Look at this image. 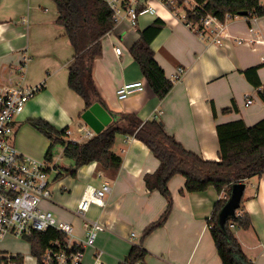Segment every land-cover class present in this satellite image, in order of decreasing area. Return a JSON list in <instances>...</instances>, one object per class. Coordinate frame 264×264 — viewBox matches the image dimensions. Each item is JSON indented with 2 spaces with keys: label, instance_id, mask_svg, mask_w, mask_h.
<instances>
[{
  "label": "crops",
  "instance_id": "1",
  "mask_svg": "<svg viewBox=\"0 0 264 264\" xmlns=\"http://www.w3.org/2000/svg\"><path fill=\"white\" fill-rule=\"evenodd\" d=\"M135 6H152L155 14L139 15L134 25L128 18L119 21L104 38L102 55L93 63L92 77L103 106L110 114H134L142 122L160 121L187 151L207 161H219L218 125L243 121L252 127L264 120V103L259 96L264 86V18L237 17L228 21L219 34L213 29L201 34L185 23L182 9L172 13L160 0H136ZM194 6V1H187L188 9ZM57 19L52 0H0V91L20 82L29 87L42 86L16 118L12 139L22 154L38 161H46L55 139L35 129L34 121H44L60 134L72 132L60 138L64 142L85 143L80 129L92 130L82 121L87 110L84 100L68 85L74 49ZM158 19L164 27L151 49L173 83L162 100L149 87L130 53L140 40V32ZM118 48L121 55L116 53ZM26 57L29 60L21 81L19 66ZM179 69L184 73L176 80ZM249 70L256 72L248 77ZM136 82H143L145 91L120 101L117 90ZM248 100L253 102L250 106H246ZM225 109L230 111L225 113ZM74 133L79 139L73 138ZM56 144L62 146L63 158L64 147L60 142ZM113 151L123 161L115 172L92 163L72 175L73 160L67 166L52 165L53 157L50 163L48 177L54 189L43 207L72 224L77 237L86 235L84 220L78 215L86 189H99L105 182L111 185L105 206L94 205L86 214L87 220L101 224L105 230L98 234L94 247L86 249L83 264H125L134 248L145 253L139 260L143 264H221L208 221L226 193L220 195L214 188L188 193L186 179L174 176L169 182V217L162 227L146 236V230L162 218L169 206L161 193L150 192L145 184V177L156 173L159 161L132 136L118 135ZM245 184L243 213L250 216L252 225L235 234L248 259L264 264V174ZM30 239L23 241L32 252ZM38 257L32 254L30 259L37 264L34 258Z\"/></svg>",
  "mask_w": 264,
  "mask_h": 264
},
{
  "label": "trees",
  "instance_id": "2",
  "mask_svg": "<svg viewBox=\"0 0 264 264\" xmlns=\"http://www.w3.org/2000/svg\"><path fill=\"white\" fill-rule=\"evenodd\" d=\"M52 1L58 11L56 23L64 29L65 36L74 49L68 85L84 100L87 109L96 103L104 105L93 81L92 69L94 61L102 55L104 38L115 28L113 12L105 0ZM187 1L174 0L172 4L166 5L172 13L181 9L185 11L186 24L198 25L207 16L226 24L239 17L242 12L247 13L244 18L248 20L264 18L261 0H192L195 3L193 9L186 7ZM163 27V21L156 20L140 32V40L130 49L149 87L160 100L173 88V83L166 78L151 49V44ZM251 72L256 70L246 71L248 77ZM259 96L264 103V86L259 90ZM229 111L230 109L224 110L225 113ZM111 116L113 122L94 139L85 143L60 141L67 131L57 133L44 121H34L32 125L49 139H55L52 147L57 142L63 145L64 157L75 162L72 175L92 163H98L105 171L118 170L123 162L113 151L118 135L132 136L145 144L159 161L156 173L145 177L146 187L150 192L161 193L169 202L165 214L146 230V236L162 227L169 217L172 209L169 182L174 176L181 175L186 179L185 190L188 193H204L209 188H214L220 195L226 193L225 198L215 205L208 221L221 264H254L245 255L235 234L237 230H248L252 225L250 216L243 213V200L236 216L229 218L223 227L219 225V215L227 204L234 185L245 184L249 179L264 174V120L252 127H247L243 121L218 125L219 161H207L183 148L166 132L160 121L142 122L134 114L111 113ZM52 147L46 156L49 163L53 160ZM57 238H61V235L54 230L34 235L30 239L33 243L32 254L40 256L47 244ZM144 255L139 248H134L125 264H135Z\"/></svg>",
  "mask_w": 264,
  "mask_h": 264
},
{
  "label": "built area",
  "instance_id": "3",
  "mask_svg": "<svg viewBox=\"0 0 264 264\" xmlns=\"http://www.w3.org/2000/svg\"><path fill=\"white\" fill-rule=\"evenodd\" d=\"M113 12L115 24L128 18L135 24L137 17L143 13L155 14L152 6L136 8V0H105ZM163 6L172 4L174 0H160ZM254 20V19H253ZM196 28L199 33L213 29L222 31L225 24L212 16L204 17L198 25L187 24ZM199 26L201 28H199ZM221 43V41H217ZM121 55V49H116ZM28 57L19 66L18 76L24 78ZM179 69L176 80L183 75ZM42 86L29 87L20 82L0 91V245L8 239L23 240L34 235L56 231L61 238L51 240L44 252L34 258L37 264H83L86 249L94 247L97 236L104 227L87 220L86 214L96 205L104 207L105 198L111 192V185L105 182L101 188L88 187L78 205V215L84 220L86 235L77 237L72 224L58 219L51 211L43 207L52 198L48 173L50 163L38 161L22 154L13 143L15 121L25 110ZM145 91L143 82L124 84L117 90L120 101L127 100L134 94ZM248 100L246 106L252 104ZM83 141L94 139L97 135L92 130L80 129ZM67 136L72 132L67 131ZM78 143L75 141H70ZM241 214H238V216ZM234 228V226H232ZM22 255L7 254L0 251V264H24ZM135 264H143L138 261Z\"/></svg>",
  "mask_w": 264,
  "mask_h": 264
},
{
  "label": "water",
  "instance_id": "4",
  "mask_svg": "<svg viewBox=\"0 0 264 264\" xmlns=\"http://www.w3.org/2000/svg\"><path fill=\"white\" fill-rule=\"evenodd\" d=\"M238 16L246 17L247 13L242 12ZM82 121L98 135L113 122V118L102 104L96 103L82 114ZM245 190L246 184L233 186L231 196L219 215V225L221 227L225 225L229 218L236 216L241 207Z\"/></svg>",
  "mask_w": 264,
  "mask_h": 264
},
{
  "label": "rangeland",
  "instance_id": "5",
  "mask_svg": "<svg viewBox=\"0 0 264 264\" xmlns=\"http://www.w3.org/2000/svg\"><path fill=\"white\" fill-rule=\"evenodd\" d=\"M73 138L79 139L78 134L74 133ZM62 146L60 144H56L52 148V156L54 157L53 164H63L64 166H67L69 163H71L70 159H67L65 157H62ZM51 190L54 189V186L50 187ZM0 251H8L12 254H21L26 258V264H35V261L33 259H30L32 256L31 247L30 245L23 240H7L5 243L0 245Z\"/></svg>",
  "mask_w": 264,
  "mask_h": 264
}]
</instances>
